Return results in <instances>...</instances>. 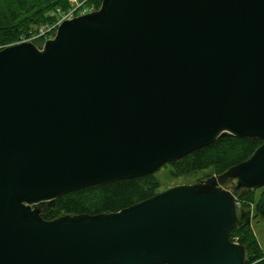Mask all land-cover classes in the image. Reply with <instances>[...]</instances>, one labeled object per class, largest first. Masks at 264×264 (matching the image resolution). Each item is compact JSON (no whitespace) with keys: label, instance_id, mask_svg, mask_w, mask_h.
I'll return each mask as SVG.
<instances>
[{"label":"water","instance_id":"95a60500","mask_svg":"<svg viewBox=\"0 0 264 264\" xmlns=\"http://www.w3.org/2000/svg\"><path fill=\"white\" fill-rule=\"evenodd\" d=\"M232 135L245 161L118 212H41ZM264 187V0H102L0 50V264H246L236 198Z\"/></svg>","mask_w":264,"mask_h":264},{"label":"trees","instance_id":"16d2710c","mask_svg":"<svg viewBox=\"0 0 264 264\" xmlns=\"http://www.w3.org/2000/svg\"><path fill=\"white\" fill-rule=\"evenodd\" d=\"M77 1L80 7L75 10L76 16L79 10L88 13L98 9L102 2ZM69 3L68 0H0V49L28 40L41 47L45 37L54 36L52 26L62 15L72 11ZM41 28L50 30L39 36ZM260 144L256 139L224 135L160 169L169 167L174 178L200 172L217 175L247 160ZM156 172L65 194L57 198L52 207H45L41 215L45 220H53L64 215L118 212L160 192ZM236 202L243 216L232 230L230 240L246 247V264H264V251L253 240L249 225L254 215L264 216V187L240 192Z\"/></svg>","mask_w":264,"mask_h":264},{"label":"rangeland","instance_id":"374dc122","mask_svg":"<svg viewBox=\"0 0 264 264\" xmlns=\"http://www.w3.org/2000/svg\"><path fill=\"white\" fill-rule=\"evenodd\" d=\"M68 3L72 4V6H71L72 10L74 8H76L77 5H80L77 0H68ZM99 7H98V9H99ZM82 11L79 10V13H81ZM85 13L86 12L84 11L83 14H85ZM155 176L160 183V192H162L166 189H169V188H172L175 186L194 184V183H196L200 180H203V179H205L211 175L208 172H200V173H193V174L174 178L169 173V167H165V168L160 169L158 172H156ZM249 225H250V230H251V235H252L253 240L264 251V216H260V215L255 216L254 215V218L250 219Z\"/></svg>","mask_w":264,"mask_h":264},{"label":"built area","instance_id":"2783aa9c","mask_svg":"<svg viewBox=\"0 0 264 264\" xmlns=\"http://www.w3.org/2000/svg\"><path fill=\"white\" fill-rule=\"evenodd\" d=\"M80 7V5H77V7L76 8H74L72 11H70V12H68V13H66V14H64L53 26H52V28H51V30H54V31H56V29H57V27L63 22V21H65V20H70V19H72V18H74V17H76V15H75V10L77 9V8H79ZM83 13H84V11H82L81 13H79V15H83ZM50 30V29H49ZM49 30H45L44 28H41L40 29V34H39V36H42V35H45V33L46 32H48ZM51 38V37H50ZM45 39L46 40H48L49 39V37L47 38V37H45ZM45 40V41H46ZM24 42H30L29 40L28 41H24ZM238 204V203H237ZM238 206H239V204H238ZM240 207V206H239Z\"/></svg>","mask_w":264,"mask_h":264}]
</instances>
